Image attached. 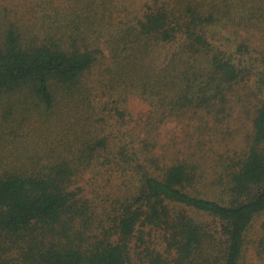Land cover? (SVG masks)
<instances>
[{"label": "rangeland", "instance_id": "374dc122", "mask_svg": "<svg viewBox=\"0 0 264 264\" xmlns=\"http://www.w3.org/2000/svg\"><path fill=\"white\" fill-rule=\"evenodd\" d=\"M156 11L168 14L170 26L183 21L194 30L192 23L203 24L212 52L246 74L235 82L216 80L213 87L207 75L194 80V58H180V38L169 44L154 36L143 40L148 49L134 60L139 24ZM198 15L211 23L196 21ZM10 28L23 46L95 52L73 97L56 87L47 106L30 87L0 93V178L58 167L70 175L73 211L56 235H44L46 245L90 246L112 235L116 211L136 188L141 166L161 174L183 164L192 172L185 187L191 196L226 205L242 201L231 192V176L248 153L264 102V0H0V36ZM196 64L204 74L211 71L204 57ZM188 82L192 104L179 109L173 102ZM170 209L173 218L198 224L209 237L204 253L221 259L225 239L217 235L218 220L172 203ZM139 231L144 244L131 242L136 262L174 264L169 232ZM39 238L34 230L0 234V256L5 264H20ZM241 264H264V213L250 226Z\"/></svg>", "mask_w": 264, "mask_h": 264}, {"label": "trees", "instance_id": "16d2710c", "mask_svg": "<svg viewBox=\"0 0 264 264\" xmlns=\"http://www.w3.org/2000/svg\"><path fill=\"white\" fill-rule=\"evenodd\" d=\"M198 17L196 21L211 23L209 18ZM169 18L161 11L145 14L138 29L140 52L134 60L141 61L144 54L141 52L148 49L143 40L154 36L157 43L169 44L180 38L183 40L179 45L180 58H194V80L207 75V86L213 87L216 80L235 82L246 74L247 70L240 69L224 54L212 52L213 48L203 38V24L199 28L198 23H192V30L187 24H182L187 23L183 21L170 26ZM203 57L211 67L206 74L196 64ZM94 58L95 52L87 50L69 52L54 45L23 46L18 34L10 28L3 37L0 36V93L30 87L50 106L53 101L51 89L60 87L64 94L74 96ZM190 87L191 82H188L180 89L181 96H177L173 105L182 109L192 104L188 98ZM143 167L137 170L136 188L116 211L112 235L90 246L73 243L63 246L59 242L46 245L43 242L45 234L56 235V227L73 211L75 194L69 191L70 175L65 169L53 168L38 175H6L0 178V234L16 237L26 230L40 232V238L33 239L20 264H139L132 256L131 242L136 238L144 244L140 227L170 233L168 243L176 251L174 264H241L250 226L257 216L264 213V102L253 120L248 153L231 176V192L236 198L244 197L242 201L226 205L191 196L185 187L193 180L192 172L183 164L172 166L161 174L150 173ZM170 203L218 220L221 234H216L225 239L221 259H213L208 249L204 253L203 245L209 238L207 233L185 216L173 218ZM155 263L158 264V260L155 259ZM0 264H5L1 256Z\"/></svg>", "mask_w": 264, "mask_h": 264}]
</instances>
